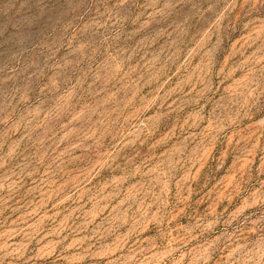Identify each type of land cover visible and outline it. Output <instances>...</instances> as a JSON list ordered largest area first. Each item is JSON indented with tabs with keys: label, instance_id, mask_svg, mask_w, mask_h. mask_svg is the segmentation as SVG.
I'll return each instance as SVG.
<instances>
[{
	"label": "rangeland",
	"instance_id": "obj_1",
	"mask_svg": "<svg viewBox=\"0 0 264 264\" xmlns=\"http://www.w3.org/2000/svg\"><path fill=\"white\" fill-rule=\"evenodd\" d=\"M0 264H264V0H0Z\"/></svg>",
	"mask_w": 264,
	"mask_h": 264
}]
</instances>
